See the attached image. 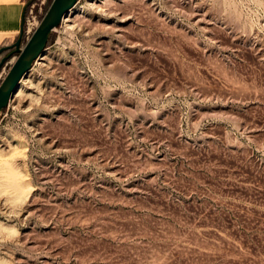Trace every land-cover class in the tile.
<instances>
[{
    "label": "rangeland",
    "instance_id": "374dc122",
    "mask_svg": "<svg viewBox=\"0 0 264 264\" xmlns=\"http://www.w3.org/2000/svg\"><path fill=\"white\" fill-rule=\"evenodd\" d=\"M70 10L0 113V264H264V0Z\"/></svg>",
    "mask_w": 264,
    "mask_h": 264
},
{
    "label": "water",
    "instance_id": "95a60500",
    "mask_svg": "<svg viewBox=\"0 0 264 264\" xmlns=\"http://www.w3.org/2000/svg\"><path fill=\"white\" fill-rule=\"evenodd\" d=\"M30 1L26 2L24 9ZM76 2L77 0H51L45 13L26 41L22 42L23 21H21L18 38L10 46L0 48V53L11 49L9 53L0 58V69L12 54H16L15 60L0 80V113L8 105L9 99L20 79L44 50L51 32L59 25L64 14Z\"/></svg>",
    "mask_w": 264,
    "mask_h": 264
},
{
    "label": "crops",
    "instance_id": "0c3cea01",
    "mask_svg": "<svg viewBox=\"0 0 264 264\" xmlns=\"http://www.w3.org/2000/svg\"><path fill=\"white\" fill-rule=\"evenodd\" d=\"M29 0H0V48L10 46L20 35V25L24 6ZM11 49L0 53V58L9 53ZM16 58V54L4 63L0 69V80L8 71Z\"/></svg>",
    "mask_w": 264,
    "mask_h": 264
},
{
    "label": "built area",
    "instance_id": "2783aa9c",
    "mask_svg": "<svg viewBox=\"0 0 264 264\" xmlns=\"http://www.w3.org/2000/svg\"><path fill=\"white\" fill-rule=\"evenodd\" d=\"M35 2H36V0H31L30 3L26 6V8L23 11V15H22V21H23L22 42L26 41V39L32 33L33 29L36 27L35 25H31L29 20H28V18L25 16L26 15V11L29 14L32 12V8L35 5ZM10 99H9V101H10Z\"/></svg>",
    "mask_w": 264,
    "mask_h": 264
},
{
    "label": "bare ground",
    "instance_id": "6f19581e",
    "mask_svg": "<svg viewBox=\"0 0 264 264\" xmlns=\"http://www.w3.org/2000/svg\"><path fill=\"white\" fill-rule=\"evenodd\" d=\"M73 8V7H72ZM70 12H71V10L69 9L65 14H64V16H63V21H65V20H67L68 19V16H69V14H70ZM42 53V52H41ZM39 58H38V60H42L43 59V56H42V54H40V56H38ZM28 72V71H27ZM26 72V73H27ZM25 73V74H26ZM24 74V75H25ZM24 77V76H23ZM21 78V81L17 84V86H16V88L14 89V91H13V93H12V96L14 97L15 95H16V93L19 91V89H20V86H21V84L23 83V81H24V78ZM10 173H13V172H10ZM14 174V173H13ZM12 174V175H13ZM10 175V174H9ZM11 175V176H12ZM14 176V175H13ZM14 178V177H13ZM15 179V178H14ZM15 182V181H14ZM17 182V181H16Z\"/></svg>",
    "mask_w": 264,
    "mask_h": 264
}]
</instances>
